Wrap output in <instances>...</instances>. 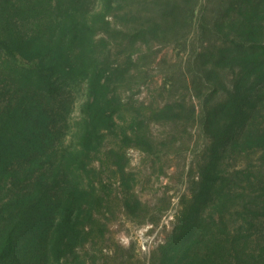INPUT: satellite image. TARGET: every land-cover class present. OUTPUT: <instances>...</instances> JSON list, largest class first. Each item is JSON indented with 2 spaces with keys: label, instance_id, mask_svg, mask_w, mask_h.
<instances>
[{
  "label": "trees",
  "instance_id": "16d2710c",
  "mask_svg": "<svg viewBox=\"0 0 264 264\" xmlns=\"http://www.w3.org/2000/svg\"><path fill=\"white\" fill-rule=\"evenodd\" d=\"M192 33L199 115L123 100L140 47ZM196 118L208 146L150 264H264V0H0V264H94L102 175L138 217L127 150Z\"/></svg>",
  "mask_w": 264,
  "mask_h": 264
},
{
  "label": "rangeland",
  "instance_id": "374dc122",
  "mask_svg": "<svg viewBox=\"0 0 264 264\" xmlns=\"http://www.w3.org/2000/svg\"><path fill=\"white\" fill-rule=\"evenodd\" d=\"M196 45L192 33L180 44L140 47L135 56L138 68L133 72V85L122 91L123 100L145 107L184 100L199 115V101L186 77V64ZM78 115L77 107L73 121ZM197 118L189 123H152L153 154L127 150L134 193L147 206L138 217L125 212L122 188L113 171L102 175L107 202L97 216L106 228L104 238L93 240L88 247L94 264H150L152 251L173 229L181 199L189 192L191 174L208 146ZM113 145L109 140L108 147Z\"/></svg>",
  "mask_w": 264,
  "mask_h": 264
}]
</instances>
